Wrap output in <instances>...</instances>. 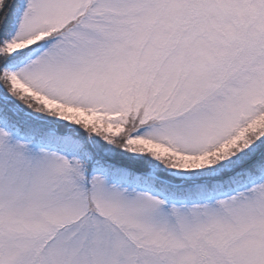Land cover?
Instances as JSON below:
<instances>
[{
    "label": "snow or ice",
    "instance_id": "snow-or-ice-1",
    "mask_svg": "<svg viewBox=\"0 0 264 264\" xmlns=\"http://www.w3.org/2000/svg\"><path fill=\"white\" fill-rule=\"evenodd\" d=\"M0 264H264V0H0Z\"/></svg>",
    "mask_w": 264,
    "mask_h": 264
}]
</instances>
